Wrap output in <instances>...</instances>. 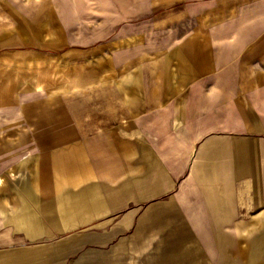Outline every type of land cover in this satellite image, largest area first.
<instances>
[{
  "label": "crops",
  "instance_id": "obj_1",
  "mask_svg": "<svg viewBox=\"0 0 264 264\" xmlns=\"http://www.w3.org/2000/svg\"><path fill=\"white\" fill-rule=\"evenodd\" d=\"M0 264H264V0H0Z\"/></svg>",
  "mask_w": 264,
  "mask_h": 264
}]
</instances>
